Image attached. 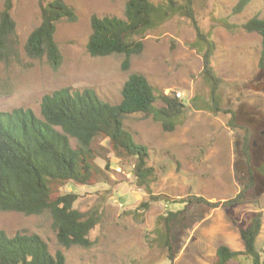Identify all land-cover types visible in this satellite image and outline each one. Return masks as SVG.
<instances>
[{"label":"rangeland","instance_id":"1","mask_svg":"<svg viewBox=\"0 0 264 264\" xmlns=\"http://www.w3.org/2000/svg\"><path fill=\"white\" fill-rule=\"evenodd\" d=\"M62 1L76 18L55 24L60 63L53 68L45 55L33 58L23 48L40 23L38 1L12 0L16 42L13 52L0 59V111L22 107L39 116L42 96L65 87L92 88L102 101L117 104L132 72L143 74L151 85L155 107L163 105L161 95H168L184 108L171 130L150 114L123 116L134 140L148 148L147 163L155 171L149 190L135 182L134 159L115 153L103 137L92 144L100 173L86 184L52 185L53 196L75 193L73 206L97 216L90 246L61 247L48 213L0 211V229L7 235L38 234L52 253L63 251L67 264H170L163 218L177 211L170 237L173 264H212L219 245L243 251L239 231L257 218L255 245L264 264V77L257 78L261 38L241 28L252 17L264 18V0H249L237 12L238 0H192L196 23L214 44L209 66L219 79L220 106L235 114L234 127L228 126V114L195 106L209 101V86L202 75L205 50L194 46L196 32L187 17L174 15L146 31L141 52L125 66L121 54L93 57L85 49L91 15L122 17L125 0ZM239 193L241 202L222 205ZM192 195L207 204L185 208L181 201ZM230 264L250 261L240 255Z\"/></svg>","mask_w":264,"mask_h":264},{"label":"trees","instance_id":"2","mask_svg":"<svg viewBox=\"0 0 264 264\" xmlns=\"http://www.w3.org/2000/svg\"><path fill=\"white\" fill-rule=\"evenodd\" d=\"M0 1V59L5 60L13 52L16 42L15 22L10 15L12 0ZM37 1L40 23L29 33L23 48L33 58L45 55L55 68L60 63V52L53 37L55 24L60 20L73 21L76 16L62 0ZM248 2L238 0L235 11H240ZM174 15L185 16L191 21L196 32L194 46L205 50L202 75L209 86V101L202 107L195 106L212 113H226L229 115L228 126H236L233 111L219 104V79L209 66L214 44L197 25L192 0H125L122 17L93 14L85 49L93 57L121 54L126 66L132 55L141 52L145 32ZM241 28L260 35L257 78L261 79L264 77V18L252 17L242 23ZM120 94L117 104H109L102 101L92 88L74 90L65 87L42 96L39 116L22 107L0 111V211H16L25 215L48 213L56 241L61 247L90 246L89 232L97 223V216L73 206L75 193L53 196L52 185L66 181L86 184L101 172L93 163L95 153L92 144L98 137L107 138L115 153L134 159L135 182L149 190L150 183L155 180V171L147 163L148 148L134 140L131 131L124 127L123 116L136 112L150 114L165 130H171L181 116L184 104L175 97L161 95L163 105L155 107L153 89L145 76L138 72L127 76ZM70 139L74 140L75 146ZM252 177L250 173V180ZM241 201L239 193L222 205ZM181 202H185V208L207 204L202 197L193 195ZM177 216V211H170L163 218L164 245L170 264H173L175 256L170 238L171 225ZM259 228L260 222L256 218L248 227L240 229L243 251L219 245L212 264H230L240 255L246 256L250 264H262L263 258L255 245ZM0 264L67 262L61 249L52 253L46 240L36 233L17 231L7 235L0 229Z\"/></svg>","mask_w":264,"mask_h":264}]
</instances>
